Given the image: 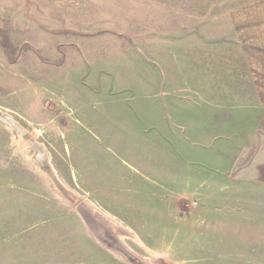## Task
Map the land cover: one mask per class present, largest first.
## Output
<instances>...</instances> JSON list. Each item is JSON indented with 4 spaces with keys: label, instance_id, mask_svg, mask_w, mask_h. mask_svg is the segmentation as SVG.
<instances>
[{
    "label": "rangeland",
    "instance_id": "obj_1",
    "mask_svg": "<svg viewBox=\"0 0 264 264\" xmlns=\"http://www.w3.org/2000/svg\"><path fill=\"white\" fill-rule=\"evenodd\" d=\"M0 112V264H264V0H0Z\"/></svg>",
    "mask_w": 264,
    "mask_h": 264
},
{
    "label": "crops",
    "instance_id": "obj_2",
    "mask_svg": "<svg viewBox=\"0 0 264 264\" xmlns=\"http://www.w3.org/2000/svg\"><path fill=\"white\" fill-rule=\"evenodd\" d=\"M253 163H254V167H255L254 173H253V176H254L253 180L255 178L257 180L260 179L259 181L263 184V179L258 177L259 176L258 169L261 168L264 165V159L263 160L255 159L253 161ZM262 192H263V190H262ZM262 196H263V193H261V196L260 197L262 198ZM258 208H260L259 211H261L260 214L262 215V221H260L259 225H263V209H262L263 208V202L262 201H259Z\"/></svg>",
    "mask_w": 264,
    "mask_h": 264
},
{
    "label": "bare ground",
    "instance_id": "obj_3",
    "mask_svg": "<svg viewBox=\"0 0 264 264\" xmlns=\"http://www.w3.org/2000/svg\"><path fill=\"white\" fill-rule=\"evenodd\" d=\"M1 115L4 117V114L0 112V116H1ZM38 147H39V146H38ZM43 149H44V148H43ZM44 153H45V152H44ZM39 156H40V155H39ZM39 156H38V157H39ZM43 159H44V158H43ZM42 162H43V161H42ZM40 164H41V161H40ZM47 165H48V164H47ZM47 165H46V167H47ZM50 165H51V164H50ZM48 166H49V165H48ZM49 167H50V166H49ZM44 169H45V168H44ZM49 170H50V169H49ZM50 171H51V170H50ZM49 174H50V173H49ZM61 188H62V187H61ZM63 190H64V189H63Z\"/></svg>",
    "mask_w": 264,
    "mask_h": 264
}]
</instances>
